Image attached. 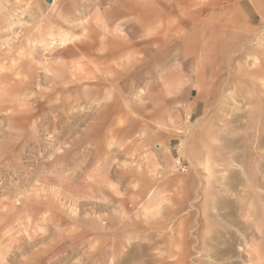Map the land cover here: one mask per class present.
I'll return each mask as SVG.
<instances>
[{
  "label": "rangeland",
  "instance_id": "rangeland-1",
  "mask_svg": "<svg viewBox=\"0 0 264 264\" xmlns=\"http://www.w3.org/2000/svg\"><path fill=\"white\" fill-rule=\"evenodd\" d=\"M0 22V264H264L262 109L255 184L197 159L222 100L264 101V0H0Z\"/></svg>",
  "mask_w": 264,
  "mask_h": 264
},
{
  "label": "bare ground",
  "instance_id": "bare-ground-1",
  "mask_svg": "<svg viewBox=\"0 0 264 264\" xmlns=\"http://www.w3.org/2000/svg\"><path fill=\"white\" fill-rule=\"evenodd\" d=\"M84 27H85V25H84ZM63 36L65 37V38L62 37V38H64L63 41L67 40L68 38L71 37L67 33H64ZM129 41H131V40H129ZM87 49H89V48H87ZM105 55H106V51H105ZM30 56H31V54H30ZM127 61H128V58L126 60V63H127ZM117 65H119V64H117ZM262 71H263V69H260L259 71L255 70L253 72H251V71L245 72V74L249 75V76L251 75V76L257 77L256 75H258V73H261ZM262 90L264 91V88H262ZM246 92H247V94H243L244 95L243 96V100H244L243 103L245 104V110L246 111L238 112L239 104H238V102H236V99L234 97H228V98L221 101L219 107L223 108V110L225 112H227L228 110H230V112H228L227 115L224 113L220 114L214 118L215 120L213 119L212 122L214 124H216V126H214L213 128L211 127L212 129L209 131V134L207 136L201 138V140H200L201 141V148L197 152V159H198L200 164L205 165V166L203 165L204 169L208 170V172L211 173V176H213L214 169H216V167L225 166L224 168H222L223 171H221V173H220L221 176H225V175H229L225 171L231 169L230 166H227V165L229 163H233V161H234L233 159H235L236 157L243 155L244 158H241L239 160L240 165L238 164V167H240V169H241L240 172L235 171V170L234 171L236 172L238 179L241 180L242 182H244L243 179H245V181L252 179V183L255 184V181L258 180V178H259L258 169L260 168L259 164L261 165V161H258L257 157L255 159L253 154H256V150H255L256 146L261 141V137H259L261 132H259L257 130V125H256L257 122H259L261 115H259L258 118L256 119V121H257L256 124H253L252 116L250 114V110H248V109H249V106L251 105V106H254L257 110L262 109L261 111L264 112V101H262V99L260 97L251 95L252 93L250 90H247ZM231 101L233 102L232 106H230ZM257 110H255V111H257ZM257 112H259V111H257ZM243 117H246L247 120H243L244 119ZM263 120H264V117H263ZM234 121H237V123H238L237 128L238 129L232 130V128L235 126L233 124ZM247 129H249V130H247ZM252 129L255 132L254 136L257 137V138H255L256 143H254V141L252 140L251 135L247 134L248 132H251ZM262 131L264 132V129H262ZM242 133H246L244 135V137H242V135H241ZM193 157H196V156L193 155ZM251 162L256 163L253 173L248 172V169L246 166ZM229 165H232V164H229ZM210 166H212V168H210ZM210 169H213V170H210ZM247 174H251V175H249L250 177ZM205 177H207V176H205ZM207 179H209V178H207ZM210 179H211V177H210ZM220 181H222V180H220ZM229 184H230V186H229L230 188L234 186L231 179H229ZM249 186H251V183H249ZM232 189H234V188H232ZM248 191L253 192L254 189L248 190Z\"/></svg>",
  "mask_w": 264,
  "mask_h": 264
}]
</instances>
